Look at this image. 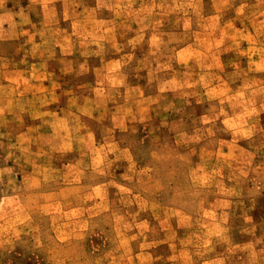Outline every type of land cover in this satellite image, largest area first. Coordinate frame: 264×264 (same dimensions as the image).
<instances>
[{
    "label": "clouds",
    "instance_id": "clouds-1",
    "mask_svg": "<svg viewBox=\"0 0 264 264\" xmlns=\"http://www.w3.org/2000/svg\"><path fill=\"white\" fill-rule=\"evenodd\" d=\"M5 2L0 0V8ZM33 5L39 6L45 20H48L49 13L53 19L58 17L62 20L67 26L64 31L71 30L74 36H79L83 29V25L78 24L75 11L80 6L84 7L80 16H91L98 29L115 19H120L122 23L138 21V29H133L131 24L127 27L129 33H134L127 44L133 50L140 47V55L151 56L153 60L144 65L149 69L147 77H142L135 69L132 75L138 81L144 80L143 86L148 95L155 96L158 102L154 109L156 116L146 119L134 102L140 94L137 93L133 98L120 71L132 63L133 56L121 55L120 59L114 61V66L105 72L104 81L97 79V86L90 89L95 101L83 108L77 106L78 115L69 112L65 120L58 121L65 135L61 137L62 142L53 146L51 151L61 153L58 161L61 167H70L71 160L65 158L73 153L72 145L76 144L82 149L78 158L77 155L71 158L77 162V183L83 177L90 190L89 198L93 201L86 215L78 212L72 217L44 202L34 205V193L47 191L57 185L58 181L47 170L37 169L34 161L33 174L38 173L39 178L27 173L19 164L20 158L13 159L11 149L18 148L22 155H26L28 149L8 144L7 155L0 157V264H20L21 260H25L26 264H53L48 254L50 250L72 247L80 251L71 258V264H103L98 254L108 259L111 253L103 250L109 242L126 253L129 240H136L137 236L147 240L148 222H137V217L140 212L149 209L153 216L158 210H163L166 218L175 217L178 227L192 225L194 242L191 254L187 257L189 264H225V259L220 256L205 257L215 245H227L225 252L232 253L233 245L229 236L232 226L227 223L231 211L242 222L235 231L247 238L241 249L243 255L238 257L239 264H248L249 260L258 261L259 264L260 257L264 255V222L257 221L249 214L256 211L258 201L264 200L262 170L251 164L254 158L264 163V125L258 119L259 112L255 106L250 105L252 110L246 113L249 117L247 120L241 121L230 116L224 106L227 95L211 91L215 79L213 77L208 80L202 77L196 82L204 96L197 97L193 105L190 99L195 91L193 85L186 79L183 84L174 82L184 79L180 74L192 68L187 64L179 67L181 62L178 54L174 53L175 49L182 48L185 39L199 27L205 8L209 16L227 10L241 24L248 21L256 30L257 37L264 35V0H29V6ZM104 13L108 15L104 16ZM161 13L172 14L167 17L170 34L166 40L158 26ZM94 14L100 15L97 17ZM19 15L22 24L30 23L24 18L23 8ZM173 18L179 22L173 24ZM4 23L0 18V45L20 46L15 40V24L5 29ZM37 23H40L39 15ZM145 28L152 29L147 34V53L142 47ZM36 34L42 39L45 36L44 31ZM88 35L92 36L91 43L96 44L98 50L81 53L85 59L79 65L80 72L77 75L87 72L88 58L92 56L98 58L102 66L105 65L103 35L99 38L93 33ZM23 43L32 44L34 54L37 45L32 37L29 36ZM113 50L121 54L120 46L113 45ZM64 51V46H61V55ZM164 57L167 58L166 62L161 64L160 59ZM173 61L178 66V72H170L168 68ZM152 62L156 63L155 68L151 67ZM19 63H27V53ZM108 63L113 64V60L109 59ZM32 67L35 68V65ZM195 67H199V63ZM233 68L236 71L230 78L241 80L237 85L239 89L253 97L264 93V88H253L247 83L246 73L238 74L239 65H233ZM248 72L262 73L264 67L254 64L249 57ZM204 97L208 102L219 100V112L210 106L208 112L211 115H205L202 103ZM113 100L118 102L112 104L109 119H95L93 114L103 113L105 101ZM134 107L135 112L131 110ZM228 107H231V102ZM198 109L201 113L199 116L196 115ZM259 111H264V105H261ZM3 114L4 108H0V117ZM221 115L223 119H220ZM81 116L87 118L90 128L83 127ZM125 120L130 122V126L125 125ZM177 121H183V126H177ZM97 136L100 144L98 148ZM5 139L6 134L0 132V149L5 147ZM221 140H224V146L240 145L247 153L245 156V153L237 149L238 154L244 157L242 168L238 173L229 168L226 177H220V170L228 165L221 159L213 163L202 156V149L208 144L219 151ZM85 159L87 163L83 164L81 171L80 164ZM9 160H12V166H9ZM28 162L26 157L25 163ZM109 188L115 189L120 206H110L105 199ZM98 191L101 195L97 202L95 197ZM209 199H224L234 203L231 209L215 205L206 208L205 203ZM134 204L138 206L135 211L132 209ZM217 211L220 212L219 218ZM65 215L69 216L67 221ZM218 219L223 227L218 225ZM133 229L139 230L136 235H125ZM180 243L183 245L186 242ZM145 248V243H138L140 252ZM63 259L65 257H60L57 264H62ZM108 264H115L114 259L109 260Z\"/></svg>",
    "mask_w": 264,
    "mask_h": 264
},
{
    "label": "rangeland",
    "instance_id": "rangeland-1",
    "mask_svg": "<svg viewBox=\"0 0 264 264\" xmlns=\"http://www.w3.org/2000/svg\"><path fill=\"white\" fill-rule=\"evenodd\" d=\"M24 9V18L30 23H21V17L19 15L20 9ZM78 16V24L83 25L81 34L79 36H74L71 30L67 32L64 29L67 27L62 20L52 18L51 13L48 14V20L44 19V14L41 13L39 6L33 5L29 6V0H6L5 5L0 8V18H2L4 23V28L9 29L10 24H15V40L18 41L20 46L16 44L11 45H0V108H4V114L0 117V132L6 134V139L4 140L5 147L0 149V157L7 155L9 149L8 144L23 146L28 149L26 155L18 150V148H13L11 151L14 153L13 159L19 157V164L26 169L27 173L35 175L39 178V174H33V161L37 169L47 170L51 173L58 184L47 191H37L33 196V204L39 205L44 202L50 204L53 207H57L58 211L65 214H70L75 217L78 212H83L85 215L87 210L93 206L92 199L89 198L90 190L87 187V182L81 177L77 183L75 176V167L72 165L61 167L58 161L61 159V153L51 151L52 145H49V139H43L46 146H38L36 140L41 139L37 136L36 130L31 131V136L23 132L22 129L18 128V120H15L16 115L12 112V107L14 102L11 97L4 98L7 94L12 92L25 89L26 84L22 87H17L12 85L11 78L14 76L20 77L13 73V69L19 66L29 67L32 71H35L32 67V62L39 60L41 58L50 59L49 67L55 70H59L60 59H63L62 66L64 72H62V79L65 81V85L69 89H75L79 92V97L68 98V104L74 109L77 106L83 108L85 105L93 103L92 93L90 91L95 85H97L96 77L97 72L106 66V59L109 56L116 55L113 50V45L123 47L126 44L127 51H121L123 55H133L137 50H133L127 41L132 38L134 33H129L127 27L131 24L133 29L139 28V22L132 23L131 21L121 22L120 19H115L104 24L103 28L98 29L97 23L92 21L91 16H80V13L84 12V7L80 6L75 9ZM159 11V10H158ZM39 15L40 23H37V17ZM99 17L100 14H94ZM107 16V13L103 14ZM172 14L161 13L158 19L159 29L164 33L163 38L166 40L167 36L170 34L168 32L169 23L167 17ZM264 19V18H262ZM179 21L175 18L172 19V23H178ZM35 24L36 27L33 28L32 25ZM30 28L31 30L28 31ZM247 29V31H245ZM39 31H44L45 36L43 39L36 33ZM151 28H145V42L142 45L145 52H147V34L151 32ZM88 33H93L99 38L103 35V48H104V59L105 65L102 66L100 61L95 56L88 58L87 72L82 75H77L80 72L79 65L84 63L85 57L81 56L82 52H96L97 45L91 43L92 36ZM31 36L37 48L33 54L32 44L25 45L23 42ZM44 41H47L45 43ZM232 43V45H230ZM249 45H252L249 47ZM61 46H64V54L61 55ZM190 48L189 56L194 60V64L199 63V67L191 66V71H186L180 75L184 79H180L178 82L183 84L185 79L188 83L193 85L194 95L190 98L193 105H195V100L197 97H203L204 93L200 89L199 84L196 82L201 80H208L209 77L215 78L211 86V91L213 93H222L227 95V99L224 101L225 110L228 111L230 116H235L241 121L247 120L249 117L246 113L251 112V106H255L259 112L258 119L262 125H264V111H259L261 105H264V93H259L256 96H250L249 93L243 89H239L237 85L241 83L240 79L230 78L236 69L233 65H239V75L247 74V83L253 88H264V72L262 73H250L248 72V58L251 57L254 64H258L264 67V35L257 37L256 30L245 21L243 24L239 20L235 19L232 14L227 10H221L218 15L209 16L207 14V9L205 8L202 13V19L200 21L199 27L196 28L193 33H191L184 41L182 48ZM140 48V47H139ZM181 49V48H180ZM176 50V49H175ZM27 53V63L20 64L19 61L21 57L25 56ZM153 60L151 56H147L146 64ZM154 62L151 63V65ZM161 63V61H160ZM129 69V68H128ZM201 69L203 71H201ZM127 70V69H126ZM172 70L178 72V67ZM27 88V87H26ZM30 88V86H29ZM193 89H190L192 91ZM145 92L147 93L146 89ZM70 93V92H69ZM148 94V93H147ZM134 98V97H133ZM5 99V100H1ZM118 101H105V108L103 113L97 112V114L104 120H108L110 117V112L113 103ZM135 105L139 109L144 110V116L146 119L153 118L156 116L154 110L156 103L158 102L155 96H147L142 98H136L134 100ZM229 102H231V107L229 108ZM203 109L205 115L210 116L211 113L208 112L209 107H215L217 112H219V100H213L208 102L207 98L204 97ZM251 105V106H250ZM136 110V108L134 107ZM135 112V111H134ZM102 114V115H101ZM200 110L198 109L196 115L199 116ZM74 115V114H73ZM97 119V118H95ZM101 119V118H100ZM171 119V118H170ZM223 119V116H220ZM81 124L84 128H90L87 118L80 117ZM125 125L130 126V122L125 120ZM183 121H177V126H183ZM219 124V121H217ZM21 132L24 134L21 135ZM47 131H45L46 133ZM34 136V137H32ZM53 139V138H52ZM99 141V137H96ZM54 141V140H53ZM42 144V143H41ZM221 147L219 151L217 148L211 144H208L202 149V156L205 160L216 162L217 159H221L222 162L228 167H222L220 170V177H226L229 168L231 171L238 173L242 164L241 161L244 157L240 156L237 152L245 153L246 150L241 148L240 145L228 144L224 146V140L220 141ZM48 145V146H47ZM91 147V145H89ZM41 147V148H40ZM232 148V151H229ZM82 149L75 145L73 153L65 158L66 160H71V164L77 163L76 160L72 159V155H77ZM86 150V149H84ZM45 153V157L51 162L49 165L45 166L48 168H42L35 158L38 152ZM41 155V154H39ZM28 158V163H25V158ZM112 157H110L111 159ZM9 166H12V160H9ZM251 164L258 170L261 171V175L264 176V163L259 159H252ZM80 169L83 171V165L80 164ZM29 178H32L31 176ZM117 180L119 179V173H116ZM74 180L73 186H65ZM101 193L98 191L96 194V201H99V196ZM105 199L108 201L109 205L116 204L119 205V200L116 196L115 189L109 188L105 194ZM23 204V201L21 202ZM234 201L218 199H209L205 203V207L208 208L209 205H215L218 208L228 206L231 209ZM135 204L132 209L137 210ZM26 211L29 209L26 207ZM257 221L264 222V200L257 202V209L255 212H250ZM217 218L220 216V212H216ZM65 221L69 219L68 215L64 216ZM141 220H147L148 231L146 233L147 240L142 237L137 236L136 240H129L127 245V252L124 253L122 248L114 246L111 242L103 250L105 253H111L108 259H104L103 254H98L103 264H108V261L114 259L115 264H189L188 255L191 254L192 243L194 242L193 228L191 224L184 225L182 227L177 226V219L175 217H165L163 210H158L157 214L153 216L151 209L147 212H140L137 217V222ZM131 222V221H129ZM217 223L220 227L224 225ZM227 223L232 226L229 232L230 242L233 245V250L231 254L225 252L227 245H215L211 252L205 258L220 256L225 259V264H239L238 257L242 256L243 253L241 249L244 247V243L247 238L241 237L238 232L235 231L236 228L242 223L239 219H236L232 212L229 211ZM59 226V225H58ZM207 228V225H205ZM138 229H133L131 232L126 233V236L136 235ZM181 241H185V244H181ZM143 242L146 244V248L143 252L138 249V243ZM239 245V247H237ZM80 249L76 247L65 248L63 250L52 249L49 251V257L53 261V264H57L60 257H65L62 264H71V258L78 254ZM139 257V258H138ZM20 264H26L25 260H21ZM248 264H258V261L249 260ZM259 264H264V255L260 257Z\"/></svg>",
    "mask_w": 264,
    "mask_h": 264
},
{
    "label": "crops",
    "instance_id": "crops-1",
    "mask_svg": "<svg viewBox=\"0 0 264 264\" xmlns=\"http://www.w3.org/2000/svg\"><path fill=\"white\" fill-rule=\"evenodd\" d=\"M31 30L30 28H26ZM232 45V43L230 44ZM252 45H249L251 47ZM144 50V49H143ZM121 51H127L126 44H123L121 47ZM190 48L183 47L177 48L174 54H178L179 60L181 62L179 67H182L184 64H187L189 67L195 66L194 60L189 56ZM145 52V50H144ZM123 53V52H121ZM147 53V52H145ZM123 54H116L107 57L106 59V66L103 69L97 72V79L100 82L104 81V74L106 71L110 70L114 66V61L116 59H120V56ZM132 63L120 71L123 73L125 83L129 86L130 91L133 94V97H136V94L139 93V98L149 96L145 92L144 88V80H137L132 75L133 69L139 72L142 77H147L149 74V69L144 67L146 64L147 55L141 56L140 55V48L138 47L137 50L134 52ZM109 59L113 60V64H109ZM166 57L161 58V64L166 62ZM50 59L48 58H41L39 60H35L32 62V66L35 65V71L31 72V69H27L25 66H19L13 69V73L18 76H13L11 78L12 85L17 87H22L23 84L25 89L14 91L6 96L3 95L4 98L11 97L14 102V106L12 107V112L16 115L15 120H18L19 125L18 128L22 129L23 132H26L27 135L31 136V131L36 130L37 136L41 139L36 140L38 146H46V143L43 142V139H49V145L56 146L59 145L61 141V137L65 135V133L60 128L58 121H63L67 118L69 112L73 115H78L76 109L71 107L67 99L73 97H79V92L77 90L69 89L65 85V81L62 79V70H64L62 66L63 59H60V69L55 70L49 67ZM152 68L156 67V63L151 65ZM178 67L175 61L172 62L171 65H168V68L173 69ZM129 68V69H128ZM127 69V70H126ZM30 86V88H29ZM95 85L94 87H96ZM27 87V88H26ZM70 92V93H69ZM92 100L95 101V96L91 95ZM5 100V99H1ZM60 109H63L61 111ZM133 112L135 111L134 108L131 109ZM150 110H154L153 108ZM140 112L144 114V110L140 108ZM102 115V114H101ZM94 118L100 119L101 117L95 112L93 114ZM39 117V118H38ZM125 123V122H124ZM45 131H47L45 133ZM21 132V135L24 134ZM34 137V136H32ZM53 138V139H52ZM54 140V141H53ZM42 143V144H41ZM76 144L72 145V148H75ZM48 146V145H47ZM90 147V146H89ZM96 147H100L99 142L97 141ZM41 148V147H40ZM58 153V152H57ZM41 154V155H39ZM35 161L40 163L39 165L43 168L49 165L51 162L50 160L45 157V153H41L40 151L37 153V157ZM87 163V160H83L81 164ZM72 167H77V163L71 164ZM76 178V176H75ZM72 182L66 184L65 186H73L74 180Z\"/></svg>",
    "mask_w": 264,
    "mask_h": 264
}]
</instances>
